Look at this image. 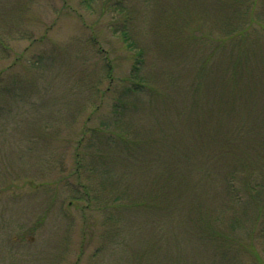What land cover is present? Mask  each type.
Instances as JSON below:
<instances>
[{"label": "rangeland", "instance_id": "obj_1", "mask_svg": "<svg viewBox=\"0 0 264 264\" xmlns=\"http://www.w3.org/2000/svg\"><path fill=\"white\" fill-rule=\"evenodd\" d=\"M0 264H264V0H0Z\"/></svg>", "mask_w": 264, "mask_h": 264}, {"label": "trees", "instance_id": "obj_2", "mask_svg": "<svg viewBox=\"0 0 264 264\" xmlns=\"http://www.w3.org/2000/svg\"><path fill=\"white\" fill-rule=\"evenodd\" d=\"M93 0H83L84 3L86 4H90ZM88 6V5H87ZM124 35V40L127 41V36L126 34L123 32ZM141 52V51H140ZM140 54V53H138ZM137 71V67L135 66ZM147 78V77H146ZM145 78V76L143 74H139L138 72L131 74V77L129 78V82H130V87L127 88L125 87V89H123L120 93H118V95L116 96V101L112 104L113 106V115L112 118L110 120H114L116 123H120L123 119V116H125V113L128 111L129 107L127 105V103L124 100V97L126 95H129L128 93H135V94H141L143 92H145V90L147 91H151V88L153 87V85L151 83L148 82V80ZM109 91V87H106L105 89L100 91V97H103L105 92ZM117 129H119L118 125L116 126ZM120 131V132H119ZM119 131H109V135L106 136V142H107V146H110L109 144H111V141H116V142H122L124 141L126 138H128L129 136V130L125 129V130H119ZM110 137V138H109ZM113 143V142H112ZM216 155H226V151L223 150L221 147L218 149V152ZM186 159H188L187 161L189 162V158L186 157ZM158 161V162H157ZM155 163L157 164H163L162 160L160 158H158L156 156L155 158ZM78 164V163H77ZM165 166V175L166 178L164 179L163 183V194L165 197V200L168 202H170L171 198L170 197V189L171 191H175L176 189V184L180 181L181 178V174H184V172L187 170V168L189 167L188 163H181V166L178 169V165H172L169 162L164 161ZM202 173V172H201ZM112 174V172H111ZM169 174V175H167ZM250 176H248L246 179L247 181H245V178L243 180V182L241 183L242 186L239 188L236 184V178H237V172L231 170L229 173L226 174L225 177H223L224 179H222L223 183H224V189L227 191L228 196L234 198L235 200L239 199V194L238 192H240L242 189L245 191H250V196L252 197V199H255L256 202H259L262 199V187H260V184L258 186V183H253L252 181H258L260 180V176L259 174H256L255 172H253V170L249 171ZM110 175V174H109ZM259 177V179H258ZM180 184V183H179ZM165 186V189H164ZM182 186V185H181ZM257 186L259 188H257ZM170 187V189H169ZM233 192L236 194H233ZM146 196V195H145ZM238 196V198H237ZM147 198L149 199H153V197H145V200H139V201H133L134 205H145V201L147 200ZM237 240V239H236Z\"/></svg>", "mask_w": 264, "mask_h": 264}]
</instances>
